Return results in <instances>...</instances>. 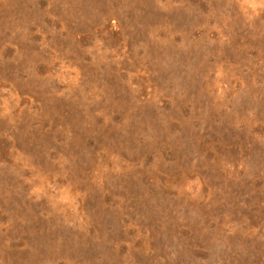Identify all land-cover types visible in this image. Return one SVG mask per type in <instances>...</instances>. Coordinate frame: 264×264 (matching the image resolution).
I'll list each match as a JSON object with an SVG mask.
<instances>
[{"label": "rangeland", "instance_id": "1", "mask_svg": "<svg viewBox=\"0 0 264 264\" xmlns=\"http://www.w3.org/2000/svg\"><path fill=\"white\" fill-rule=\"evenodd\" d=\"M0 264H264V0H0Z\"/></svg>", "mask_w": 264, "mask_h": 264}]
</instances>
